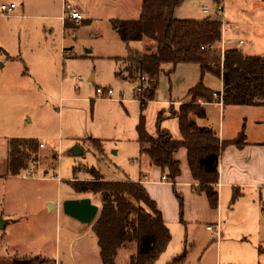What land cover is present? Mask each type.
<instances>
[{
    "label": "crops",
    "instance_id": "1",
    "mask_svg": "<svg viewBox=\"0 0 264 264\" xmlns=\"http://www.w3.org/2000/svg\"><path fill=\"white\" fill-rule=\"evenodd\" d=\"M18 3L20 6L16 7L9 16L0 15L1 18H6V26L0 28L2 41H4L2 39L3 32H7L11 36L19 35L20 28H16L14 23L27 19L30 21H47L49 33L55 34V37L60 38L62 42V56L60 58L59 55L53 53L52 48L48 45L39 46L29 43V40L24 42L21 40L19 51H16L11 49L14 44L8 45L4 41L5 50L8 53L12 52L10 53L11 56H8L10 61H21L26 65L25 74L29 75L28 72L31 71V78L43 97L50 96V86L48 85L53 79H60L56 67L58 63H62L63 57L66 59V39L75 38L82 27L91 25L93 21L97 20V17L109 20L113 32L119 39L116 41V46L124 45L125 53L120 55L109 54L97 57V59L114 62L119 71L116 72V78L123 82H130L136 91L139 83L127 79L125 72L127 65L122 59L127 57L129 48L137 51L142 50L134 46L135 42L127 45L120 39L115 22L139 19L142 10L141 0H59L55 7L49 0H18ZM66 4L75 6L82 12L84 19L81 25H77L65 15L64 6ZM31 9L37 11L39 15L26 16V10ZM107 11H110V14L103 17L102 14ZM224 15L225 9L223 8L221 16L224 25L227 27L229 21L226 17L224 18ZM227 41L232 44L234 40L230 37ZM239 42H237L238 45H240ZM232 47L229 46L227 49ZM236 47L240 48V46ZM0 51L4 50L1 49ZM87 52L91 53L90 51ZM118 53H122V49ZM245 54L252 55L250 53ZM70 55H72L70 58L73 57V53ZM259 56L264 57V55ZM3 67L5 66L3 65ZM97 78L98 76H91L89 82L94 83ZM201 81L207 88L216 93H223L224 91L222 79L212 74H203L199 65L180 64L175 68L168 65L164 68L154 90V100L148 101L144 110L146 128L151 136H157L159 113L167 111L171 107L176 108L183 104H189L191 102L190 91ZM97 88L112 89L111 87L100 86ZM96 89L93 99L80 98V91L76 87H74L75 91H71L61 81L59 87L60 101L66 107L57 108V111L63 112L62 120L67 115L68 121L71 122L73 118L77 127L82 122V118L86 117L85 129L83 125V128H76L78 133L69 134L68 139L73 140L72 145L81 147L83 150L81 156L85 155V147L93 146L100 155H105L110 150L115 157L135 165L130 170H122L124 179L103 176L95 167H86L88 172L80 170L81 167H75L73 180L94 181L95 178L90 174L89 169H95L102 179L107 181L140 182L151 199L156 202L168 228L170 229L171 225L181 224V228L185 230L184 248L181 252L186 251L187 253L185 264H264V107H224L222 102L216 101L210 104L202 103L206 110L205 118L200 119L191 116L195 128H210L217 133L221 141L235 139L242 130L246 135L247 144L243 148L232 145L221 152L219 183L217 185L219 204L218 208L213 209L210 207L205 194L194 192L197 183L192 177L188 153L185 148H181L174 155L175 160L181 165V176L175 184L167 181V171L151 166L149 159L141 156L137 127L142 110L141 101L135 97L136 92L132 98L125 99L124 94H120L117 98L114 95L113 99H98ZM74 92H76V96H73ZM65 94L68 96L64 97ZM75 106L80 107L77 110L79 113H77ZM226 109L233 110L230 111L228 118L225 116ZM169 116L170 113H167L166 117L168 118L163 121L162 129L170 132L174 140L183 141L178 118ZM30 138L39 142L41 150L46 147L37 138ZM8 140H1L6 143L7 156ZM47 155L48 157L45 156V158L54 161L58 152L53 147ZM70 155L74 157L71 150ZM7 156L2 163L1 181L18 178L24 182H40V179L37 178L38 169L37 171H28L30 175L27 178L25 177L27 171L19 176H2ZM48 173L49 171H45L46 175ZM55 179L54 176L50 177V180L54 181ZM73 180L68 181V183ZM71 190L73 191L72 188ZM236 191L240 196L235 199ZM73 192L74 195L64 197L58 192L55 198H49L46 201L45 209L41 210V213L44 212L47 216L55 218L60 215L61 218V214L64 212L63 203L66 200L82 198H90L92 203L99 207L100 213L101 203L100 200H97L99 196ZM177 194L183 200L182 210ZM1 201L0 218L5 221V226L0 229V264H14V259L20 257H42L54 261V264H59L53 256L54 248L47 246L46 239L31 237L26 238L25 241V239L22 240L13 235L21 225L25 210L18 205L10 208V206H6L5 201L3 203ZM49 204L52 206L50 210H48ZM94 222L91 225L80 223L83 226L81 230L93 232ZM211 225L218 227L219 237L207 229ZM68 235L70 233L67 231ZM50 243L54 246L55 240L50 241ZM125 247L130 248L131 258L136 252V246L126 244L123 248Z\"/></svg>",
    "mask_w": 264,
    "mask_h": 264
},
{
    "label": "trees",
    "instance_id": "2",
    "mask_svg": "<svg viewBox=\"0 0 264 264\" xmlns=\"http://www.w3.org/2000/svg\"><path fill=\"white\" fill-rule=\"evenodd\" d=\"M139 19L116 21L115 27L125 44L150 42L143 51L129 48L123 62L127 79L140 82L149 78L152 89L142 88L135 97L141 101V117L137 127L141 156L149 159L151 166L167 171V181L175 184L181 176V165L175 153L185 148L192 177L197 183L196 194H205L210 207L218 208L219 159L228 146L243 148L246 135L242 130L231 141H221L210 128H195L191 116L205 118L203 104L216 101L224 107H264V57L247 55L232 47L221 52L223 23L218 18L202 21L179 20L176 10L186 0H141ZM206 49L203 50L202 48ZM212 47L213 49H207ZM180 64L199 65L203 74L222 79L223 93H216L201 81L190 91L191 102L183 104L180 111L172 108L159 113L157 136L146 128L144 110L148 101L154 100V90L164 68ZM178 118L183 141L174 140L161 125L166 114ZM8 156L2 176H19L39 162L40 144L36 139L11 138L7 141ZM94 181L73 180L69 186L78 194L99 196L101 211L92 230L97 237L101 264H116L119 251L126 244H134L136 252L130 264H155L172 241V234L155 201L140 182L107 181L95 169H89ZM236 191L234 198L239 197ZM181 210L183 200L177 194ZM187 253H181L168 264H185ZM52 260L35 257L14 259V264H47ZM54 263V261H52ZM51 262V263H52Z\"/></svg>",
    "mask_w": 264,
    "mask_h": 264
},
{
    "label": "rangeland",
    "instance_id": "3",
    "mask_svg": "<svg viewBox=\"0 0 264 264\" xmlns=\"http://www.w3.org/2000/svg\"><path fill=\"white\" fill-rule=\"evenodd\" d=\"M55 1L58 4L59 0H49L54 7L56 6ZM10 4L20 6L18 0H0V7ZM219 6L225 9L224 18L226 17L229 21V25L225 26L228 29L226 39L231 37L234 40L232 44L229 42L226 44L225 51L229 46H240L244 53L264 55V0H186L176 10L175 18L189 21L219 18L223 22V17L218 16ZM204 8L208 9V13L204 12ZM36 14L39 15L33 9L26 10V16ZM109 14L110 11H107L102 16L107 17ZM14 24H16V28H20L19 35L11 36L7 32H3L2 38L8 45L14 44L11 49L19 51L20 41L29 40V43L39 46H50L53 53L61 58V39L56 38L55 34L49 33L47 21L26 19ZM3 26H6L5 17L0 19V28ZM225 27L223 26L222 30ZM117 39L109 20L101 17H97V20L93 21L91 25L82 27L75 38H67L65 42L66 59L63 57L62 63H58L56 67L60 79H53L48 85L51 93L49 97H43L38 91L37 85L31 78V71L28 72L29 75L25 74V64L21 61H10L8 56L12 52L8 53L5 50L4 41L0 39V50H4L0 51V172L3 167L2 163L7 156L6 143L1 140L34 137L46 145L44 149L40 148L39 162L32 164L28 170L30 172V170L37 171L38 169L37 178L40 179V182H24L18 178L8 181L0 180V200L2 203L5 201L6 206H10V208L18 205L25 210L21 225L13 235L22 240L25 239V241L26 238L31 237L46 239L47 246L54 248L53 256L59 264H101L100 250L94 232L82 231L83 226L79 221L64 212L61 214V218L60 215L55 218L47 216L44 212L41 213V210L45 209L46 201L49 198H55L58 192L62 197L74 195L68 181L73 180L75 167H81L80 170L85 172H88L86 167H95L103 176L124 179L122 170H130L135 165L115 157L110 150L105 155H100L93 146L85 147V155L72 157L70 150L74 145H72L73 140L68 139V136L73 133L77 134L76 128L80 129L82 125L85 129L86 117L82 118V122L76 127L73 118L70 122L68 116L65 115V119L62 120L63 112L57 111V108L66 107L60 101L61 81L71 91H75L74 87H76L80 91V98L93 99L97 86L111 87L115 92V98L120 94H124L125 99L133 97L134 85L116 78V72L119 71L114 62L97 59V57L109 54H125L124 45L116 46ZM241 40L243 44L238 45L237 42ZM135 43L134 46L142 51L151 44L146 41ZM120 49H122V53H118ZM71 53H73V57L70 58ZM18 54L20 55V53ZM6 63L8 64L6 65ZM91 76H98L94 83L89 82ZM75 93L73 96L77 95ZM66 96L68 95L65 94L64 97ZM75 107L76 111L80 108ZM180 107H173L172 111L178 113ZM230 111L233 110L226 109L225 116L227 118ZM53 147L58 152L54 161L45 158V156L48 157L47 154ZM45 171H49V173L46 175ZM51 176L56 179L50 180ZM97 200L99 201V197ZM51 208L52 206L49 204L48 210ZM69 223L70 226H68ZM170 229L172 241L155 264H168L184 248L185 230L181 228V224L171 225ZM67 231L70 233L69 237ZM52 240H55V247L50 243ZM129 249L125 247L120 250L116 264H130L132 254ZM23 258L31 257L16 259ZM51 262H47V264H54Z\"/></svg>",
    "mask_w": 264,
    "mask_h": 264
},
{
    "label": "built area",
    "instance_id": "4",
    "mask_svg": "<svg viewBox=\"0 0 264 264\" xmlns=\"http://www.w3.org/2000/svg\"><path fill=\"white\" fill-rule=\"evenodd\" d=\"M16 7L17 6L15 4L2 5L0 7V15L9 16L10 14H12V12L15 11ZM64 12H65V15L68 16L71 20H73L77 25H81L84 17H83L82 12L79 10V8H77L75 6H72L70 4H66L64 6ZM204 12L208 13V9L204 8ZM222 12H223V7L219 6L218 7V16L219 15L221 16ZM223 26L225 27L224 24H223ZM227 34H228V29L225 27L222 30V40H221L222 41V43H221L222 53L225 52L226 44H228V41L226 39V35ZM239 44L242 45L243 41H240ZM202 49L205 50L206 48L203 47ZM207 49H211L212 50L213 48L209 47ZM141 85H142L143 88L152 89V86L150 84L149 78L146 75L142 76V78H141V80L139 82V86L137 87V89L135 91L136 94H140L141 93V91H142ZM114 95H115L114 91L112 89H110V88H108V89L97 88L96 89V96H97L98 99H113ZM29 175L30 174H25V177L27 178ZM207 229L210 232H212L213 234H215L217 237L220 236V231H219L218 227H215V226L211 225V226H208Z\"/></svg>",
    "mask_w": 264,
    "mask_h": 264
},
{
    "label": "water",
    "instance_id": "5",
    "mask_svg": "<svg viewBox=\"0 0 264 264\" xmlns=\"http://www.w3.org/2000/svg\"><path fill=\"white\" fill-rule=\"evenodd\" d=\"M74 157H79L83 154V150L79 145H75L71 149ZM64 213L74 218L84 225H91L97 218L99 207L92 203L90 198L70 199L63 203ZM5 226V221L0 218V229Z\"/></svg>",
    "mask_w": 264,
    "mask_h": 264
}]
</instances>
